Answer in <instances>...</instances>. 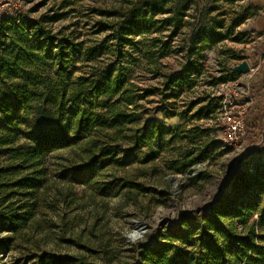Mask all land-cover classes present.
Listing matches in <instances>:
<instances>
[{
	"label": "trees",
	"instance_id": "16d2710c",
	"mask_svg": "<svg viewBox=\"0 0 264 264\" xmlns=\"http://www.w3.org/2000/svg\"><path fill=\"white\" fill-rule=\"evenodd\" d=\"M75 1L81 0H41L27 11L0 16V155L19 157L21 165L33 160V165H42L47 155L94 136L89 160L61 167L59 176L90 183L101 168L115 162L118 147L109 137L127 116L117 106L125 95L126 81L116 71L132 67L138 57H148L158 79L153 92L194 87L210 50L218 52L222 67L221 76L211 84L218 86L242 75L234 71L230 59L243 58L226 43L247 41L248 32L239 28L256 14L247 0H191L178 9H166V0H151L127 13L103 10L105 17L119 16V22L111 35L92 41L81 40L83 35L76 36L70 28L55 26L71 12ZM225 2L234 12L241 3L236 18L230 15L233 11L224 10ZM50 3L46 13L34 15ZM191 6L201 10L199 20L192 15L185 20ZM161 13L171 17L159 21L156 17ZM171 23L174 34L187 31L178 44L162 37L153 39L150 46L144 44L145 33L162 31ZM105 24L100 22V33ZM172 54L183 56L179 69L165 72L163 59ZM80 62L91 71L79 73ZM213 100L215 120L219 96ZM247 121L254 143L264 129V108H250ZM144 144L148 145L146 140ZM243 167L232 173L229 191L198 210L181 212L176 222L164 223L157 230L154 240L136 247L134 264H264V162ZM5 171L0 168V173ZM42 184L41 177L32 175L14 185L29 191ZM113 185L115 180L110 182ZM14 229L15 216L0 213V233ZM1 241L0 264L7 252ZM78 259L45 252L24 257L22 264H67Z\"/></svg>",
	"mask_w": 264,
	"mask_h": 264
},
{
	"label": "rangeland",
	"instance_id": "374dc122",
	"mask_svg": "<svg viewBox=\"0 0 264 264\" xmlns=\"http://www.w3.org/2000/svg\"><path fill=\"white\" fill-rule=\"evenodd\" d=\"M40 1L0 0V10L18 6V10L27 11ZM144 1L151 0L75 1L71 12L55 26L70 28L76 36L83 35L81 40L102 39L112 34L120 19L105 17L103 10L127 13ZM190 1L166 0V9H178ZM250 3L252 0L246 1L247 6ZM240 5L234 12L225 2L224 10L233 11L230 15L236 18ZM49 6L51 3L34 15L46 13ZM195 7H190L185 20L191 15L200 19L201 10L197 12ZM169 17V13H161L156 19ZM102 20L106 24L100 33ZM173 26L171 23L162 31L145 33L144 44L150 46L153 39L160 37L178 44L187 31L174 34ZM133 36L140 38L138 34ZM241 43L227 40L226 46L236 49L245 59L249 54L239 50ZM182 57L172 54L163 59V70H178ZM239 60L230 59V63ZM148 62V57H138L132 67L116 71L117 77L126 81V97H121L117 106L127 116L109 137L118 147L115 162L101 168L90 183L63 179L58 170L88 161L96 136L47 155L38 166L33 165L34 160L21 165L19 157L0 155V168L6 169L0 173V213L11 214L16 220V229L0 233L2 248L7 250L2 264H22L24 257L45 252L79 258L67 264H134L135 248L154 240L164 223L176 222L181 212L198 210L229 191L232 173L243 170V165L254 168L264 162L258 148L264 146V129L254 143L247 129L240 143L229 145L224 139L226 134L212 119L217 109L213 99L218 93L244 103L246 121L250 108H264V91L252 84L256 75L243 74L230 82L229 89L211 84L209 81L221 76L222 67L218 52L210 50L202 62V77L194 87L183 85L153 92L159 83ZM77 66L79 73L91 71L81 62ZM194 159L199 161L190 165ZM32 175L43 179L41 187L28 191L14 185ZM113 180L115 185L110 186ZM138 221L147 225V234L144 240L131 243L122 233L134 231Z\"/></svg>",
	"mask_w": 264,
	"mask_h": 264
},
{
	"label": "crops",
	"instance_id": "0c3cea01",
	"mask_svg": "<svg viewBox=\"0 0 264 264\" xmlns=\"http://www.w3.org/2000/svg\"><path fill=\"white\" fill-rule=\"evenodd\" d=\"M250 4L256 9V14L239 28L241 31L250 29L246 30L249 39L240 44L239 50L247 51L249 54L245 59L249 60L252 75H256L255 80L252 81L254 88L264 91V0H252ZM241 61H235L232 65H236ZM258 148L264 153L263 145Z\"/></svg>",
	"mask_w": 264,
	"mask_h": 264
},
{
	"label": "built area",
	"instance_id": "2783aa9c",
	"mask_svg": "<svg viewBox=\"0 0 264 264\" xmlns=\"http://www.w3.org/2000/svg\"><path fill=\"white\" fill-rule=\"evenodd\" d=\"M18 11L17 7H7L0 10V16L5 14H14ZM238 80V79H237ZM221 83L223 89H229L230 82ZM219 86V87H220ZM220 108L217 118L214 120L216 124L224 131L226 136L224 139L229 145H237L242 141L244 134L247 130V121L243 117L244 103L235 100L234 98H227L225 94H219ZM239 107L240 110H237Z\"/></svg>",
	"mask_w": 264,
	"mask_h": 264
},
{
	"label": "water",
	"instance_id": "95a60500",
	"mask_svg": "<svg viewBox=\"0 0 264 264\" xmlns=\"http://www.w3.org/2000/svg\"><path fill=\"white\" fill-rule=\"evenodd\" d=\"M233 69L235 72L243 75V74H247L251 71V65L249 63V60L245 59V60L241 61L240 63L236 64L235 66H233ZM136 229L137 230H145V229H147V225L145 223H143L142 221H138Z\"/></svg>",
	"mask_w": 264,
	"mask_h": 264
},
{
	"label": "clouds",
	"instance_id": "9594fccd",
	"mask_svg": "<svg viewBox=\"0 0 264 264\" xmlns=\"http://www.w3.org/2000/svg\"><path fill=\"white\" fill-rule=\"evenodd\" d=\"M147 230H134L131 232L125 231L122 233L131 243H137L145 239Z\"/></svg>",
	"mask_w": 264,
	"mask_h": 264
}]
</instances>
